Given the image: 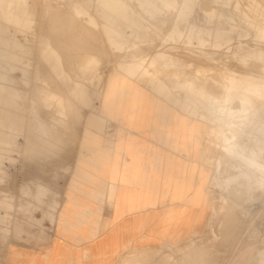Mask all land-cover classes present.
<instances>
[{
  "label": "rangeland",
  "instance_id": "374dc122",
  "mask_svg": "<svg viewBox=\"0 0 264 264\" xmlns=\"http://www.w3.org/2000/svg\"><path fill=\"white\" fill-rule=\"evenodd\" d=\"M262 18L264 0H0V85L11 91L4 97L9 106L0 100V136L8 141L0 143V249L13 220L24 230L53 222L61 187L72 177L74 184L94 185L92 173H100L99 185L138 190L141 171L152 172L156 160L144 152L146 140L162 130L186 146L149 147V153L186 171L189 164L195 174L194 190L174 189L170 201L180 205L172 203L166 214L177 218L173 230L181 229V237L154 248L138 238L140 245L115 264H264V188L238 177L221 189L205 181L196 194L200 170L207 168L210 178L217 156L226 168L232 162L207 140L189 90L191 82L215 90L226 69L259 78ZM16 117L19 130L12 127ZM117 153L123 166L115 173ZM203 189L211 197L206 210ZM132 197L139 203L138 193Z\"/></svg>",
  "mask_w": 264,
  "mask_h": 264
},
{
  "label": "crops",
  "instance_id": "0c3cea01",
  "mask_svg": "<svg viewBox=\"0 0 264 264\" xmlns=\"http://www.w3.org/2000/svg\"><path fill=\"white\" fill-rule=\"evenodd\" d=\"M10 92L0 85V100L4 105H7L4 97L9 96ZM13 120H16L12 125L13 129L19 130V119L16 117ZM144 131L146 130L139 132ZM162 133L161 130L155 139L146 140L148 147L144 152L154 155L156 160L152 172L146 167L141 171L138 190L133 191L134 187L130 185H99L102 180L99 178L100 173H92L94 185L74 184L72 177L70 184L61 187L54 221L48 224L49 227L24 230L20 228L19 221H12L10 241L0 249V264H115L138 238H145L143 247H148L147 243L150 242L151 248L176 241L179 230L174 231L173 226L177 218H168L165 208L172 203L180 205L179 202L170 201L174 189L177 194H187L194 190L195 174L189 173V164L187 171L182 164L185 156L179 170V165L174 164L170 157H163L161 153H149V147L165 152L166 148L162 145L187 144L181 138H164ZM0 143H8L4 135L0 136ZM117 157L115 155V173L123 166L122 160L118 163ZM164 178L172 181L169 186L170 196H163L161 182ZM137 193L139 203L132 197ZM133 207L135 210H131ZM190 214L188 205L185 214L187 220ZM35 220L36 224L41 221L40 218Z\"/></svg>",
  "mask_w": 264,
  "mask_h": 264
},
{
  "label": "clouds",
  "instance_id": "9594fccd",
  "mask_svg": "<svg viewBox=\"0 0 264 264\" xmlns=\"http://www.w3.org/2000/svg\"><path fill=\"white\" fill-rule=\"evenodd\" d=\"M261 37V43H264V31ZM260 63L264 64V54ZM242 67H247V63ZM189 90L207 127L210 141L221 146L226 153L234 150L235 133L239 129L257 121L264 126V73L259 79H248L226 69L217 74L215 90L191 86ZM236 104L238 108L234 107Z\"/></svg>",
  "mask_w": 264,
  "mask_h": 264
},
{
  "label": "bare ground",
  "instance_id": "6f19581e",
  "mask_svg": "<svg viewBox=\"0 0 264 264\" xmlns=\"http://www.w3.org/2000/svg\"><path fill=\"white\" fill-rule=\"evenodd\" d=\"M153 3V2H152ZM148 4V3H147ZM153 9V8H152ZM150 10V9H149ZM23 16V15H22ZM137 25H138V23H137ZM138 27V26H137ZM143 28H145L144 26H143ZM138 30V29H137ZM226 31V30H225ZM26 33V32H25ZM147 35V34H146ZM144 37V36H143ZM215 40V39H214ZM26 42V41H25ZM216 43V42H215ZM53 52V51H52ZM256 54V53H255ZM42 55V54H41ZM55 55V54H54ZM58 55V54H57ZM46 56H47V54H46ZM255 56V55H254ZM20 57V56H19ZM164 57V56H163ZM135 58V57H134ZM160 59L162 58V57H159ZM165 58V57H164ZM167 58V57H166ZM170 58V57H169ZM240 58V57H239ZM160 59H157V60H160ZM20 60V59H19ZM155 60V59H154ZM156 60V61H157ZM162 61V60H161ZM170 62H171V60H169ZM168 61V62H169ZM173 61V60H172ZM129 62V61H128ZM169 62V63H170ZM156 63V62H155ZM160 63V62H159ZM174 63V62H173ZM176 63V62H175ZM164 64V63H163ZM90 65V64H89ZM178 65V64H177ZM181 65V64H180ZM14 66V65H13ZM161 66V65H160ZM168 66V65H167ZM154 67H155V64H154ZM248 67V66H247ZM89 68V67H88ZM117 68V67H116ZM154 69V68H153ZM157 69V68H156ZM161 69H162V67H161ZM160 70V69H159ZM163 70H165V69H163ZM162 70V71H163ZM176 70V69H175ZM78 71V70H77ZM150 71V70H149ZM155 71H157V70H155ZM161 71V70H160ZM182 71V70H181ZM216 71V70H215ZM88 72V70L86 71V73ZM159 72V71H158ZM171 72V71H170ZM169 72V73H170ZM257 72H259V71H257ZM264 72V71H263ZM154 73V72H153ZM180 73V72H179ZM182 73H184L183 71H182ZM181 73V74H182ZM192 73V72H191ZM156 74H160V73H156ZM162 74V73H161ZM180 74V75H181ZM262 74V73H261ZM176 75V74H175ZM179 75V74H178ZM183 75V74H182ZM181 75V76H182ZM240 75V74H239ZM86 76V75H85ZM158 76H160V75H158ZM177 76V75H176ZM181 76L179 77V79L181 78ZM188 76V75H187ZM161 77V76H160ZM173 77V76H172ZM171 77V78H172ZM185 77V76H184ZM191 74H190V77L188 76V78H190L191 79ZM194 77V76H193ZM216 77V76H215ZM164 78H166V77H164ZM200 78V77H199ZM207 78V77H206ZM173 79V78H172ZM177 79V78H176ZM178 79V80H179ZM185 79V78H184ZM183 79V80H184ZM195 80H196V78H194ZM210 79V78H209ZM209 79H207V80H209ZM249 79V78H248ZM254 79V78H253ZM257 79H259V78H257ZM193 80V79H192ZM213 80V79H212ZM168 81H169V79H168ZM172 81V80H171ZM185 81V80H184ZM184 81H183V84L185 85V83H184ZM198 81V80H197ZM202 81V80H201ZM205 81V80H204ZM175 82V81H174ZM187 83H186V87H188V83H189V81L187 80L186 81ZM195 82V81H194ZM213 82V81H212ZM211 81H209V82H206V83H209V85H211L210 83H212ZM172 83V82H171ZM177 83H179V82H177ZM176 83V84H177ZM192 83V85H190V86H193L194 85V83L193 82H191ZM197 83H199V82H197ZM201 83V82H200ZM206 83H205V85H206ZM176 84H173L174 86L176 85ZM182 84V83H181ZM180 84V85H181ZM170 85V84H169ZM172 85V84H171ZM180 85H179V87H180ZM177 86H178V84H177ZM182 86V85H181ZM189 86V87H190ZM194 86H196V85H194ZM193 86V87H194ZM201 86H203V85H201ZM208 86V85H207ZM206 86V87H207ZM214 86V85H213ZM170 87V86H169ZM197 87H198V85H197ZM204 87V86H203ZM210 86H208V88H209ZM175 88H176V86H175ZM207 88V89H208ZM211 88V87H210ZM209 88V89H210ZM216 88V87H215ZM179 89V88H178ZM206 89V88H205ZM208 89V90H209ZM213 89H214V87H213ZM176 90H177V88H176ZM183 90V89H182ZM178 91V90H177ZM171 92H172V90H171ZM183 92V91H182ZM185 93V92H184ZM183 94V93H182ZM189 94V93H188ZM187 94V95H188ZM180 95V94H179ZM186 95V96H187ZM183 96H184V94H183ZM57 97V96H56ZM157 97V96H156ZM188 97V96H187ZM184 98V97H183ZM53 99V98H52ZM66 99V98H65ZM69 99V98H68ZM54 100V99H53ZM159 100H160V98H159ZM66 101V100H65ZM69 101V100H68ZM188 101V100H187ZM54 102V101H53ZM57 103V102H56ZM72 103V102H71ZM191 103V102H190ZM195 103V102H194ZM59 104V103H58ZM163 104V103H162ZM51 105V104H50ZM237 105V104H236ZM60 106V105H59ZM71 106V105H70ZM164 106H166V105H164ZM194 106V105H193ZM239 105H237V107H238ZM167 107V106H166ZM236 107V106H235ZM59 108V107H58ZM73 108V107H72ZM159 108V107H158ZM197 108V107H196ZM168 109V108H167ZM165 110H166V108H165ZM178 114V113H177ZM169 115V114H168ZM172 115V114H171ZM179 116H181V115H179ZM92 117V116H91ZM182 117V116H181ZM185 118V117H184ZM93 120V119H92ZM159 120H160V118H159ZM180 120V119H179ZM154 123H158V122H155L154 121ZM185 124V123H184ZM188 127V126H187ZM207 130V129H206ZM205 130V132H207ZM186 134H187V132H186ZM194 134V133H193ZM204 135V134H203ZM205 135H206V133H205ZM190 136V135H189ZM191 137V136H190ZM199 137V136H198ZM204 138H205V136H203ZM235 141H234V150L232 151V152H230V153H226V152H224L223 151V149H222V147L221 146H217L218 148H219V150H220V152H221V154H223L224 155V157L223 158H225L226 160H227V162H229V161H231L232 162V164H231V167L230 168H226V167H224V166H226V164L225 163H223V164H225L224 166H223V164H222V156L221 157H219V156H217V158L214 160V162L212 163V165L211 166H209L208 168H210V178H208V175H207V173L209 172L208 171V169L207 168H203L202 170H200L198 173H199V175L202 177L201 178V182H200V185H201V187H197V189H196V194H198V195H201V193L199 194V192H201V190H202V184L205 182V181H209V183L210 184H212V185H214V186H216V187H218L219 189H221L222 188V186H223V184L224 183H226V182H228V181H232V180H235L236 178H238V177H243V178H245V179H249V178H251V179H254V181H255V186L257 187V188H261V189H263L264 188V162L263 161H261V159H262V155H263V153H264V126H261V124L259 123V121H257L256 123H254V124H252V125H249V126H245V127H243V128H241V129H239L236 133H235ZM207 138V137H206ZM205 138V139H206ZM192 139V138H191ZM202 140V139H201ZM207 140H210L209 138L207 139ZM191 142V141H190ZM194 143V142H193ZM193 143H191V144H193ZM207 144V143H206ZM210 145V144H209ZM186 146V145H185ZM117 147H119V146H117ZM116 147V148H117ZM214 148V147H213ZM216 148V147H215ZM214 148V149H215ZM192 149V148H191ZM213 151V150H212ZM216 151L218 152V150L216 149ZM220 152H219V154H220ZM218 154V153H217ZM117 156H119V157H117L118 158V163L120 162V153H117L116 154ZM109 159V156H106V160H108ZM122 160V159H121ZM226 162V161H225ZM226 162V163H227ZM179 168H180V166H179ZM159 173V172H158ZM166 174H168V173H166ZM171 180L169 179V178H164V179H162V182H161V184H162V187H163V196H168L169 195V186H170V184H171ZM177 182V181H176ZM155 184H156V181H155ZM158 184H160V180L158 179ZM237 190V189H236ZM264 190V189H263ZM234 191V190H233ZM260 191V190H259ZM262 192V191H261ZM233 195H235V193H233ZM186 197V196H185ZM202 197H203V200H204V203H203V205L204 206H202V208L204 209V210H206V208L208 207V205L210 204V201H211V197H210V195H209V192L206 190H204L203 189V195H202ZM234 197H236V196H234ZM182 198V197H181ZM154 203H152V205H153ZM230 208V207H229ZM135 209V207H133L131 210H134ZM209 209V208H208ZM207 209V210H208ZM172 210V206H168V207H166L165 208V215L168 213V212H170ZM234 210V209H233ZM231 214V213H230ZM199 215V214H198ZM205 215L204 214H202V216H201V214L199 215V216H197V217H204ZM230 216V215H229ZM226 217V216H225ZM261 217H262V215H261ZM224 218V217H223ZM227 218H228V216H227ZM232 218V217H231ZM198 219V218H197ZM198 221H199V219H198ZM232 222V221H231ZM217 224V223H216ZM194 225V224H193ZM195 225H196V222H195ZM198 225V224H197ZM196 225V226H197ZM224 227V226H223ZM193 229V228H192ZM179 231L181 230V229H178ZM228 232V231H227ZM232 232V231H231ZM184 233H187V234H189V232H185V230H184ZM183 233V234H184ZM190 233H191V231H190ZM192 234V233H191ZM179 235V234H178ZM185 236V235H184ZM224 236V235H223ZM229 236V235H228ZM231 236V235H230ZM263 236V235H262ZM179 237H181V235H179ZM185 238V237H184ZM226 240V239H225ZM260 241V240H259ZM215 242V241H214ZM224 242V241H223ZM140 245V242H136V243H134V246H139ZM201 247V246H200ZM202 254V253H201ZM192 255V254H191ZM170 256V255H169ZM186 257V256H185ZM197 257V256H196ZM212 257V256H211ZM215 258V257H214ZM212 259V258H211ZM214 261V260H213ZM190 262V261H189ZM204 262V261H203ZM208 262V261H207ZM216 262H218V261H216ZM249 262V261H248ZM247 262V263H248ZM193 263V262H192ZM212 263V262H211ZM188 264V263H187ZM208 264V263H207Z\"/></svg>",
  "mask_w": 264,
  "mask_h": 264
}]
</instances>
